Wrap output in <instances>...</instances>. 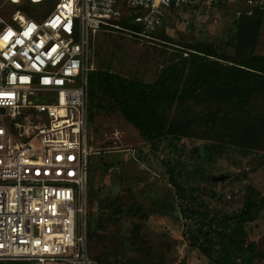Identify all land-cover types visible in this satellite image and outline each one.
I'll use <instances>...</instances> for the list:
<instances>
[{
    "label": "rangeland",
    "instance_id": "374dc122",
    "mask_svg": "<svg viewBox=\"0 0 264 264\" xmlns=\"http://www.w3.org/2000/svg\"><path fill=\"white\" fill-rule=\"evenodd\" d=\"M57 2L32 7L30 15L41 21ZM255 7L263 17L255 53L263 54L264 0H198L169 16L152 40L126 31L97 34L91 59L95 69L152 83L178 58L183 42L202 40L233 55L227 42L235 43L237 20ZM2 12L8 18L9 5ZM89 145L87 226L90 252L99 263L223 264L221 238L232 235L249 264H264V207L242 226L235 219L252 189L258 201L264 197V150L197 137L149 145L111 108L95 111ZM221 175L226 179L214 184Z\"/></svg>",
    "mask_w": 264,
    "mask_h": 264
},
{
    "label": "built area",
    "instance_id": "2783aa9c",
    "mask_svg": "<svg viewBox=\"0 0 264 264\" xmlns=\"http://www.w3.org/2000/svg\"><path fill=\"white\" fill-rule=\"evenodd\" d=\"M46 1L0 8V260L100 264L87 226L93 41L116 31L152 40L198 0H58L37 21L30 8Z\"/></svg>",
    "mask_w": 264,
    "mask_h": 264
},
{
    "label": "trees",
    "instance_id": "16d2710c",
    "mask_svg": "<svg viewBox=\"0 0 264 264\" xmlns=\"http://www.w3.org/2000/svg\"><path fill=\"white\" fill-rule=\"evenodd\" d=\"M262 20L258 7L252 14H240L235 43L227 42L233 55L202 40L183 42L178 58L162 67L152 83L93 70L89 75V122L96 110L111 108L119 110L149 145L167 138L197 137L264 150V53H255ZM120 24L127 30H140L129 18ZM171 166L167 164L170 171ZM257 194L254 189L247 194L242 211L235 217L237 225L257 218L264 207V197L258 201ZM221 243L223 264H249L246 249L232 235L222 237ZM0 264L29 263L0 260Z\"/></svg>",
    "mask_w": 264,
    "mask_h": 264
},
{
    "label": "water",
    "instance_id": "95a60500",
    "mask_svg": "<svg viewBox=\"0 0 264 264\" xmlns=\"http://www.w3.org/2000/svg\"><path fill=\"white\" fill-rule=\"evenodd\" d=\"M226 177H227L226 175L216 176L213 178V183L217 184L221 181H224L226 179Z\"/></svg>",
    "mask_w": 264,
    "mask_h": 264
},
{
    "label": "snow or ice",
    "instance_id": "6c2138e0",
    "mask_svg": "<svg viewBox=\"0 0 264 264\" xmlns=\"http://www.w3.org/2000/svg\"><path fill=\"white\" fill-rule=\"evenodd\" d=\"M5 38H7V37H5Z\"/></svg>",
    "mask_w": 264,
    "mask_h": 264
}]
</instances>
